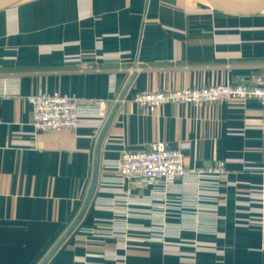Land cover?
Instances as JSON below:
<instances>
[{
    "label": "crops",
    "instance_id": "obj_1",
    "mask_svg": "<svg viewBox=\"0 0 264 264\" xmlns=\"http://www.w3.org/2000/svg\"><path fill=\"white\" fill-rule=\"evenodd\" d=\"M263 73L264 13L229 15L207 0L0 11V264H264V103L144 114L130 101ZM39 91L77 96L78 127L37 131L26 97ZM158 142L181 148L189 171L225 162L215 196L199 206L192 183L107 185V163Z\"/></svg>",
    "mask_w": 264,
    "mask_h": 264
},
{
    "label": "built area",
    "instance_id": "obj_2",
    "mask_svg": "<svg viewBox=\"0 0 264 264\" xmlns=\"http://www.w3.org/2000/svg\"><path fill=\"white\" fill-rule=\"evenodd\" d=\"M33 110V125L39 132L75 130L81 113L80 100L75 95L61 92L39 91L26 97ZM124 99H120L123 101ZM225 100H259L264 103V73L242 74L236 84L224 83L204 87H189L174 90L136 93L130 100L137 104L142 113L166 104L201 105ZM96 112L104 116L107 101H92ZM249 163V162H246ZM106 168L116 171L108 180L109 186L123 188L127 182H138L141 186L162 182L168 191L175 189L177 181L192 183L194 196L202 205L205 192L215 196L227 173L226 163L217 162L206 167L187 170L181 148H172L163 143H153L145 151H123L116 162L107 163ZM208 193V194H209ZM197 204V205H198ZM197 206V208H199ZM159 227H156V230ZM162 229V228H161Z\"/></svg>",
    "mask_w": 264,
    "mask_h": 264
},
{
    "label": "water",
    "instance_id": "obj_3",
    "mask_svg": "<svg viewBox=\"0 0 264 264\" xmlns=\"http://www.w3.org/2000/svg\"><path fill=\"white\" fill-rule=\"evenodd\" d=\"M24 0H0V11ZM219 12L229 15H258L264 13V0H207ZM95 187V186H94ZM91 191V196L94 193Z\"/></svg>",
    "mask_w": 264,
    "mask_h": 264
}]
</instances>
